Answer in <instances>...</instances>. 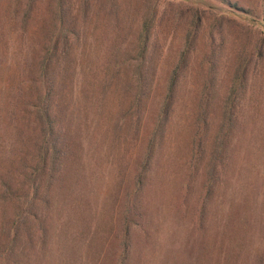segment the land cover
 I'll return each mask as SVG.
<instances>
[{
    "label": "rangeland",
    "instance_id": "obj_1",
    "mask_svg": "<svg viewBox=\"0 0 264 264\" xmlns=\"http://www.w3.org/2000/svg\"><path fill=\"white\" fill-rule=\"evenodd\" d=\"M8 1L0 0V44L11 66L8 72L23 73L11 63L24 58L26 46L40 42L39 30L51 0L38 1V12L27 26L22 25V14L9 13ZM129 1L116 2V8L121 7L116 14L114 10L101 12L92 23L94 31L82 37L83 44L96 46L99 53L92 57L100 58L105 47L115 42L110 31L115 16L123 17L117 42L133 44L137 28L130 32L129 22L141 21L143 12L139 0H133L135 5ZM153 3L158 13L148 57L155 65V79L141 112L142 132L134 133L128 126L113 128V120L106 113L99 123L90 121L94 115L86 119L81 127L85 148L79 153L90 172L79 178L76 187L80 200H84L75 204L64 199L57 202L47 222V249L39 252L28 247L23 264H119L125 240V195L139 164L137 156L145 150L150 126L166 98L172 73L181 62L189 22L197 10L203 20L178 71L165 134L159 138L150 181L141 193L143 215L136 216L138 223L130 225L126 264H264V55L260 60L251 55L257 40L264 39V0ZM212 33L218 34L215 43L209 41ZM241 55L252 58L257 73L251 71L241 91L238 129L220 183L207 201V153L212 150ZM213 61L214 68L210 65ZM4 84L1 80L0 93ZM1 99L2 95L3 109ZM116 108L119 110V106ZM2 119L0 116V151L16 143V135ZM33 126L28 117L25 129L33 130ZM96 132L102 140L99 145L92 142ZM194 140L205 151L202 162H195ZM192 159L199 167L197 172L190 166ZM2 214L0 204V219Z\"/></svg>",
    "mask_w": 264,
    "mask_h": 264
},
{
    "label": "trees",
    "instance_id": "obj_2",
    "mask_svg": "<svg viewBox=\"0 0 264 264\" xmlns=\"http://www.w3.org/2000/svg\"><path fill=\"white\" fill-rule=\"evenodd\" d=\"M38 1L26 0L24 3L23 0H9L8 11L12 15L22 14V25L27 26L38 12ZM118 1L51 0L39 30L40 42L26 46L24 58L11 63L14 69L17 67L23 73L8 72L11 66L5 60L6 50L0 44V81L5 83L0 93L3 104L0 116L16 135L15 146L0 151V204L3 210L0 219V264H23L28 257V247L33 251H45L50 232L47 222L57 202L64 199L75 204L84 200H80L81 194L77 193L76 187L79 178L86 177L90 172L79 153L85 148L81 127L90 115H94L90 121L99 123L106 113L107 118L113 120V128L128 126L134 133L142 132L141 112L155 79V65L148 53L158 13L157 5L153 0H139L143 12L141 21L129 22L130 32L137 28L132 45L117 42L116 37L121 36L119 22L123 17L120 16L114 17L110 29L115 42L105 47L100 58L92 57L99 53L96 46L83 44L81 40L94 31L92 23L101 12L107 10L111 13L114 10L116 14L120 11L121 7L116 8ZM129 2L135 5L133 0ZM202 20V14L198 10L194 12L181 62L172 73L166 98L153 127L150 126L143 144L145 150L137 156L139 164L127 189L126 206L122 211L125 240L119 264H126L128 257L130 225L138 223L134 220L136 216L143 215L141 193L150 181L149 170L161 142L159 138L165 134L179 80L178 71L197 37ZM217 35L210 34L209 41L215 43ZM263 42L264 39L260 38L254 44L252 57L255 55L260 60L264 55ZM244 57L239 56L238 73L224 102L212 150L207 153L204 196L207 201L220 183L229 147L238 129L241 91L247 86L251 71L257 73L256 66L252 67L254 63L250 62L252 58L248 60L247 55ZM210 63L214 68L215 61ZM28 117L34 123L33 130L29 131L25 129ZM88 125L91 124L88 122ZM92 137L95 138L92 141L95 145L101 143L97 132ZM193 144L197 146L193 148L195 162L199 159L202 162L205 151L196 140ZM194 159L190 161V166L197 172L199 167ZM88 177L91 179V175ZM135 208L140 212L137 213Z\"/></svg>",
    "mask_w": 264,
    "mask_h": 264
}]
</instances>
